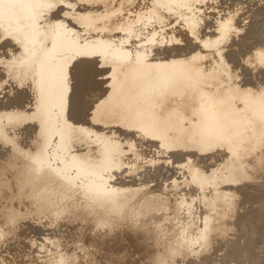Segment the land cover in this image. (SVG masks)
Here are the masks:
<instances>
[{"label":"rangeland","instance_id":"374dc122","mask_svg":"<svg viewBox=\"0 0 264 264\" xmlns=\"http://www.w3.org/2000/svg\"><path fill=\"white\" fill-rule=\"evenodd\" d=\"M69 1H70V4H69L68 0H0V15H2L3 12L6 13V17L4 19H2L0 17V29H1L0 37L4 38V40L6 39L8 42V43H5L6 42L5 41L4 43H2L4 41L3 39H2V41H0V45L5 44V45H3V47H0L1 48L0 51L1 50L3 51V48H4V52L7 51L6 53H3L2 51L0 52V53H2L0 56H2V58H3L2 59L0 57L1 58V60H0V66H1L0 71H1V69H2L1 72H3V73H4V70L6 71L3 74L5 77L4 76L2 77V75H0V88H1L0 91L3 92V94H2V92H0L1 93L0 94V102H1L0 103V109H1L0 111L1 112L3 111L2 113L0 112V114H1L0 115V144H1L0 145V153H1L0 154V157H1L0 158V164H1L0 165V182H1V184H0V216H1L0 217V264H153L151 261V258H150L153 254H156L158 252L164 253V251H165L164 249H166L169 246L172 247L175 244L174 242L183 240V239H181V237H183L185 240V242L182 244V246H185V247L179 246V249H178L179 252H177L178 250L175 251V253L173 255H171V257L166 259V260H168L170 258H175L172 261L174 264H207L209 260H210L209 262H211L209 264H218L220 262L223 264L224 263L225 264H230V263L231 264H237L238 260H240L238 262V264H264V227H263L264 226V218H263L264 217V215H263L264 214V180H263L264 174L260 175L262 177H258L260 174L259 172L253 173L252 170H249V172L252 171L251 173H249V175L251 174L250 175L251 177L249 176L250 179L245 180L246 182L243 181L244 184H242L243 182L236 183V186H234L235 188L234 187L232 188V186L235 184H233L232 186H229L230 184L227 183L229 181L227 179H229V178H227L226 180L223 179L222 181L224 183H221L222 185L219 184L221 182L220 179L217 180V182H216L215 180H211V178H210L211 181H215L214 184L218 183L220 186L217 187V185H216L213 188L212 187L213 185H211L212 183H210V185H209L210 187L208 186V188L205 187V189L199 190L198 188L195 187V185L187 184V183H190V180H189L190 178H189V175L187 174L188 170L182 166L187 164L186 163L187 160H190L192 163L194 158L201 156L198 159L199 161H198L197 167L201 165L200 166L201 168H203L205 166L207 169V166H208L209 171L210 170L214 171L213 169L216 168L215 165L220 164L221 161L220 162L218 161V163L216 161H214L216 163H214L212 161L210 163H212L214 165L212 166V164H211L209 166L210 160H207L205 158L208 157L209 155L215 156L217 154L215 151H214L215 153L210 152L211 154H209V155L199 154L198 156H196L198 154V153H196V155L194 154L195 157L193 156V154L188 155L189 154L188 152H180V151L175 152V151L166 150L164 148H163V151H160V150H162V147L159 146V144H160L159 141L149 140L147 138L148 142H146L147 139L145 140V137L143 138L145 141L143 139H141L143 136L140 135L139 132H133V131H130V130L123 128V127L119 128V130H117V131H115L111 127V129H113V130H111L110 129L111 125H109L108 122H105L106 124L104 123V126L106 125L105 129H104V126L100 129L101 126L94 124L95 129L97 127V130H95L94 127L90 124L91 120H92L91 118L93 117V119H94V117L96 118V116L99 117L101 112H102V109L99 108L97 111L92 110L93 108L95 109V107H93L94 103H92L93 105H91L92 106L91 109H89L91 107L89 104L87 105V107H85L86 104L83 103L85 100L82 97L83 96L82 91L84 90V87H85V86H83L82 83H84V82H82L83 80L78 79L79 77L77 76L79 69L81 67V63H82L81 58H79L80 60L78 59L79 61L77 60V57H79L80 55L75 54V52H73V50H72V52L75 55L72 54L71 50L70 51H68V50L64 51L62 49L63 43L65 42L63 39H65V38L73 39L74 42L76 41L77 44H79V46H84L85 44H87V43L89 44V43L94 42V41H95L94 42L95 45L97 44V41H98V43L100 42L101 44L102 43H104L105 45L108 44L109 47L107 45L106 46L108 47V49L111 48L110 50H107L104 53L95 54L96 55L95 57L97 59L95 62L96 66L94 67L95 69L93 68L95 71L94 77H98L96 71L99 69V67L104 72L107 71V73H104V74H106L107 76L109 75L108 77L111 76L110 75L111 72H114L115 69L117 70V67L119 68L120 72L123 74L124 77L135 75L136 71H134V70H137V73L141 72V71L142 72L145 71L146 73H148V76L150 75L149 77H147V79L149 81L147 79L145 81H148L149 84H148V82H146V84H145V81H144V83L141 82V84H140V82L136 83V84L135 83L131 84V86L135 85L134 86L135 91H139V93L138 92L136 93L134 91V93H136V94L133 93L134 96L131 98V103H134V102L137 103L139 100L138 98H141L140 99L141 101L143 100V102H138V104L144 103V100H146V95H148L147 99L150 100V97H149L150 94L149 93H151V97H152L151 100H154V101L156 99L155 97H159L160 99L168 98L170 91L169 92L167 91L168 94L166 92L165 94L160 95V91L162 92V90H164V89H162V86L164 88L166 86V89H170V87L173 88V86H175L174 83H173V85L171 84L172 81L170 83V80L168 78L170 76V74L167 70H166V72L164 70V74L161 75L163 73V71H161V70H163V69L159 68V67H162V66H159V64H158V63H160V61L155 62V60L157 59V58H155V54L157 52L159 54H162V52H163V56L160 55V58L162 60L168 59L167 62H166V60L162 61V62L170 63L171 61L174 62L175 60L182 61V59H185L186 57L188 59V57H191L190 55L193 56V55H196V53H200L199 51L202 49V47L204 49L203 50L204 54L206 53L205 50L207 49V53L209 52L213 55V57H212V55H210L208 53L209 55H207V57L210 56L213 60H215V62L218 60L220 61V58L222 59V57H220L218 59V56L216 55L217 51L220 50L221 52L220 51H218V52H220V54L222 53L223 59L225 58L226 62H227L226 63L225 60L222 59L223 65L225 66L224 67V66H222V61H221V63H218L219 61L214 63V61L211 62L212 61L211 58H210L211 59L210 60L207 57H205V59L203 57H201V59L203 58L202 60L204 61V63L200 64L201 67H204L206 62L209 61V65L211 64L210 65L211 67L209 66V70L212 68L211 69L212 72L214 70L215 71L217 70L219 72V74H217L218 72H216V73L213 72L215 74V78H216V74L218 75V77H217L218 80H217V78L216 79L215 78L210 79V81H209L210 83L208 82L207 87L202 92L203 95L205 94L204 98H205V96L209 95V93H211L210 86L212 84H215L216 81L218 82L219 80L224 78V76L222 77V74H223L222 72H228L229 71L231 74H234V72L236 70H234L233 68H236L238 66H241L244 71H239L238 68L240 69V67L236 68L240 73L241 72H243V73L240 74L238 71H237V73L235 72L236 75L231 77V82H233L234 80H237L241 83V81H242L243 83H241V84L245 85V86L243 85L244 86L243 88H248V91L257 92L260 90H264V67H263L264 63L261 60H257V59H259L257 57V55H254V57H253L254 59H256V62H254L255 60H252L253 58L251 59L250 57H252L251 55L258 53L257 52L258 50L257 51L254 50V53L251 50L256 49L260 46L259 47V49L261 48L259 50V52H260V51H262V47L264 48V46H263L264 45V36H263V34H264V5L258 4L260 6V8L258 6H256L257 2L259 3V0H255V1L253 0L256 3V5H253V6L247 5V7L250 6L249 8L246 7V3H243L244 0H242V2L240 1L241 2L240 5L238 3L239 0H185V1L184 0H176V1L172 0L173 3H171V4L169 3V5L167 4L164 7L163 6L159 7V5L157 6L156 4H154V0H131V1L130 0H126V1L125 0H110V1L109 0H90V2H89V0H69ZM245 1L247 2V0H245ZM261 1L262 0H260V3L264 2V1H262V2ZM71 2L74 5H72ZM249 2H251L250 4L254 3V2H252V0H249ZM76 3H78V4L75 5ZM150 3H151V5H149ZM176 3H178V4H176ZM152 4H154V5H152ZM186 4H187V6H186ZM242 4L247 9L244 8L242 6ZM123 5L125 8L123 7ZM154 6H156V8H158V9H155ZM183 6H184V9H183ZM255 6L258 7V9ZM148 7H150V8H148ZM152 7H154V8H152ZM167 7L169 10L167 9ZM240 7H242V8H240ZM14 8H16V9H14ZM189 8H191V9H189ZM235 8H237V9H235ZM253 8H254V10L257 9L258 11H254ZM248 9H249V11H248ZM137 10H139V11L137 12ZM142 10H143V12H142ZM150 10H153V12L154 13L156 12V13L153 14V13H151L152 11H150ZM184 10H186V12ZM190 10H192V11H190ZM17 11L19 12V14L17 13ZM140 12H142V13H140ZM192 12H193V14H192ZM200 12H201V14H200ZM243 12H244V14L246 13L247 16H246V14L244 15ZM252 12H253V14H252ZM185 13H186V15H185ZM195 13L197 14V16ZM135 14L137 16H135ZM40 16H42V17H40ZM83 16L88 17L89 20L91 19L90 21L88 19H86V25L87 26L84 24L85 18ZM143 16H144V18H143ZM159 16H160V18L162 17L161 18L162 20L159 18ZM198 16L204 17L205 20L202 17H201L202 19L199 17L200 18V20H199ZM244 16L246 19H243ZM80 17H81V19H80ZM157 17L159 20L157 19ZM232 17H233V19H232ZM145 18H147V19H145ZM181 18L183 20H181ZM187 18H189V19H187ZM247 18L249 20H247ZM31 19H33V20H31ZM110 19H112V20H110ZM116 19H118V20H116ZM129 19H131V20H129ZM195 19L196 20L198 19V21L202 20L201 23L199 22L200 25L202 23H205V24L200 26L198 24V22H196ZM236 19L240 20V21H238V23L240 22L239 25H238ZM177 20H179V21H177ZM192 20H194V22L198 24V25L195 24V26H194L195 30L194 31L198 32L197 28L200 29L199 33H198L199 35H197V36H196V33L193 32V30L192 31L190 30L191 26H193V24L191 22ZM244 20L246 22L248 21V23H250L248 27H252V28H250L251 30H249V28H248V30H249L248 32L252 31V29L255 28L251 33V37L249 36L250 33L246 32L247 31L246 27H245V30H243V31H245L244 33H246V35L245 34L243 35L242 32H241L242 34L240 33V30L242 31V29L244 28V27L243 28L241 27L242 29L240 28L241 24L242 25L244 24V26L248 25V23L246 24L244 22ZM35 21H36V23H35ZM77 21H80V23ZM223 21H225V23H227V22L228 23L225 24ZM47 22L49 23V25L47 24ZM73 22L75 25L72 24ZM81 22H82V24H81ZM132 22H134V23H132ZM242 22H244V23H242ZM114 23L117 25L115 26ZM151 24H152V26H151ZM113 25L116 28H114ZM147 25H149L150 27H148ZM224 25H226V26H224ZM48 26H49V28H48ZM56 26H58V27H56ZM179 26L181 27V29ZM223 26L225 29H223ZM75 27H77V28H75ZM94 27H96L97 30H96V28L94 29ZM201 27H202V30H201ZM235 27H237V28H235ZM107 28H108L109 35L106 34ZM150 28H151V30H150ZM230 28H232V30ZM35 29H37V30H35ZM61 29L65 30L64 36L59 33L61 31ZM92 29H93V31H91ZM110 29H111V31L109 32ZM112 29H114V30H112ZM211 29H212V31H211ZM236 29H239V30H236ZM94 30H96V32ZM152 30H153L154 34H152ZM255 30H258L257 33L255 32ZM53 31H56L55 32L56 37H55V34H53L54 33ZM57 32H58V35H57ZM104 32H105V34H104ZM238 32H239V34H238ZM262 32H263V34H262ZM38 33H42V34H38ZM128 33H129V35H131V34H133V35L129 36ZM253 33H255V34H253ZM121 34H123V35H121ZM193 34H195V40L192 39V42H191V38H194ZM257 34H258V36H260L259 34H262L261 36L263 39L261 37H260V39H262L263 41L259 40V37L257 36ZM41 35H43V37H41ZM171 35L174 37H172ZM62 36H63V38H62ZM122 36H124L123 40L125 42L121 45H123V46L125 45V47H123V49H126L128 52H129V48H130V52L128 53V57L130 59H126L125 63L123 62L124 64L121 63L122 64V67H121V64L119 65L115 62L116 57L111 56L112 55L111 53L114 50V48H116L117 46H120L117 39L119 37L122 39ZM201 36L203 38H201ZM253 36H255V37L252 38ZM169 37H171V38H169ZM187 37H188V39H187ZM1 38H0V40H1ZM10 38H11V40H10ZM57 38H59V40ZM198 38H199V40H198ZM211 38L215 39V40H212ZM246 38H250V40H248L249 42L246 40ZM30 39H34V41L30 42L29 41ZM43 39H44V41H43ZM150 39H152L153 42L156 41L155 42L156 44L153 42L151 43ZM153 39L154 40L156 39V40L154 41ZM177 39H179V41H177ZM216 39L219 41H217ZM243 39H245L246 42L244 41V43H243L242 42ZM51 40L54 41V43ZM181 40H183V41H181ZM204 40H206V42L203 44L202 42ZM251 40H253V43L250 42ZM18 41H19V45L15 44ZM207 41H211V42L215 41L213 43L215 46H213V44H211L214 47V49L212 48V49L208 50L209 47H211V46L205 45L208 43ZM139 42H141V44H139ZM157 42H158V44H157ZM199 42H201V44ZM50 44H52V46ZM145 44H148L149 47H150V45H152L155 48L156 47L157 48L154 50V47L152 48V46H151L149 49L148 47H146L148 45H145ZM126 45H127V47H126ZM163 45H165V46H163ZM178 46H179V48H177ZM196 46H199V48H201V49L199 50L198 47L195 48ZM206 46H209V47H206ZM145 47H146V49L148 48L147 50H150L151 52L147 51L145 49ZM233 47L237 48L238 51H237V49H235ZM239 47L241 49L242 48L243 49L241 50ZM254 47H256V48H254ZM143 48H144V50H142ZM184 48L185 49L188 48L185 50L186 52L184 51ZM229 48H230V50H229ZM153 50H154V53H153ZM243 50H245L246 52L248 51L247 55H245L246 52ZM249 51L251 52V54L249 53ZM140 52L142 54L146 55V57H144V55H142ZM143 52H145V53H143ZM201 52H202V50H201ZM225 52H226V54H225ZM237 52L240 54V56L242 54L246 57L248 56L247 59H246V57L243 58V55H242L241 58H243V59H242V61H240L241 58ZM4 54H6V56ZM150 54H151V56H150ZM201 54H203V52L200 53V55ZM220 54H218V55H220ZM139 55L140 56L142 55L141 57L142 58L144 57V58L143 59L141 57L138 58ZM147 55H149V56H147ZM152 55H153V57H152ZM168 55H170V56H168ZM224 55H226V57ZM184 56H186V57H184ZM236 57H237V59L240 58V60L238 61L236 59ZM147 58H150V59H147ZM248 58L250 59V61H248ZM12 59L13 60L15 59V60L12 61ZM244 59H245V61H243ZM2 60H4V61H2ZM66 60H71L70 61L71 64L73 62L74 63L72 65H70V62H69L68 67L67 66L64 67L63 65H64V62ZM75 60H77V61H75ZM136 60H138L139 63L142 62L144 65L142 63L141 64H142V66H144V68ZM227 60L230 62H228ZM133 61H136L140 65L139 67H137V69L134 67H129V66H128V68H130V69H128V68L123 69L124 68L123 66L129 65L126 63H131ZM13 62H15V63H13ZM182 62H184V60ZM234 62H235V65H233V66H236V67L232 66L233 67L232 68L231 66H229V64L232 65V64H234ZM240 62H242L243 65H245L248 62L246 64L248 67H245L246 65L245 66H242L241 64L239 65ZM12 63H13V65H12ZM148 63L151 66L150 65L148 66ZM154 63H157V64H154ZM53 64L60 65V66L57 65L58 67H56V69H59V72H58V75H57V73H55V76L51 75V73H52L51 70H52L53 66H55ZM98 64H100V65H98ZM112 64H114V65H112ZM116 64H117V66H116ZM213 64H217V65L220 64L219 65V66H221L220 68L223 69V67H224L225 70L223 69L224 71H222L220 69V71H219V67H218V69L217 68L214 69L215 68L214 66H216V65H213ZM259 64H261L262 65L261 67H263V68H261ZM2 65L5 66V68ZM32 65H34L33 67L35 68L36 73L32 72V71H34V68L32 67ZM145 65H147V66H145ZM152 65L153 66L155 65L154 67L156 68V70H155V68H153ZM198 65H199V63H198ZM6 66H7V68H6ZM101 66H102V68H101ZM113 66H114V68H113ZM115 66H116V68H115ZM156 66H158L159 69ZM228 66H229V69L231 67V69H232L231 71L229 69H228V71H226L227 70L226 67H228ZM256 66H258V69ZM16 67H18V68H16ZM39 67L41 68V70L39 72H41L43 74H42V80L38 82L37 70L40 69ZM61 67H63V70L65 69L64 73H63V70H60ZM96 67H98V68H96ZM206 67H208L207 64H206ZM22 68H23V70H22ZM131 68H134L133 71L131 70ZM138 68L140 71H138ZM148 68H150V69H148ZM11 69L13 70V72L11 71ZM112 69H114V70H112ZM153 69L156 72L157 77L159 79L156 78V74H154L155 72H153ZM242 69H240V70H242ZM121 70H123V71H121ZM124 70L128 71V73L126 72V74H125ZM130 70H131V72H130ZM203 70H205V69L201 68L202 73L204 72ZM233 70H234V72H233ZM8 71L9 72L11 71L12 73L11 72L7 73ZM15 71L17 73H15ZM23 71L32 75V77H29L30 75L27 76V74H25ZM60 71H61V73H60ZM157 72L159 73V75ZM206 72H208V70L207 71L205 70L204 73H206ZM21 73L23 74L22 76H21ZM151 73L154 74L155 76H153ZM166 73H168L167 74L168 79L166 78V76H164V75H166ZM5 74L7 75L8 78L6 77ZM8 74H9V76H8ZM11 74H13V78L11 77ZM243 74H245V75H243ZM60 75L62 78L60 77ZM106 75H104V76H106ZM20 76H21V78H24L23 79L24 81L26 79L28 81L32 79L31 80L32 82L31 81L28 82L27 80L25 82H19V81H23L20 78ZM33 76H35V77H33ZM57 76H58V79H53L54 77H57ZM107 76H106V78H107ZM162 76H164V77L161 78ZM1 78H3V79L1 80ZM18 78H20V79H18ZM152 78H153V81H155V83L158 84L157 86L154 85L155 83L153 81H152V85H151L150 81L152 80ZM154 78H156V80L157 79L158 80L163 79L164 81L162 80L160 82L157 80L159 82L158 83ZM192 78L190 77L189 80L191 79L193 81V80H195L194 78H196V80L193 82L187 81L190 83V84L188 83V85H190V86L196 85L200 80H202L201 79L202 76L201 77L197 76V77H192ZM241 78H243V79L240 81ZM17 79H18V81H17ZM97 79H100V76L96 79L94 78V81L95 82L98 81ZM165 79L167 81L168 80L169 81H168V83L163 84V82H167ZM7 80L8 81L11 80V81H13V83H11V81H10L8 84ZM61 80H62V82H61ZM15 82H17V83L14 86L13 84ZM26 82H28V84ZM204 82H207V81H204ZM239 82H237V84H239ZM19 83H21V84H19ZM29 83H30V85H29ZM32 83H34V84H32ZM38 83H39V85H38ZM142 83L144 84L145 87H143ZM199 83H198V87H201V86L204 87V83L202 85V81L200 83L201 86L199 85ZM234 83H236V81H234ZM10 84L12 85L11 88H10V86H11ZM24 84H26L25 87H23ZM31 84H32V86H31ZM27 85H29V86H27ZM149 85H150V87H148ZM153 85L156 87H154ZM100 86L101 85H99L97 87L98 92L101 90L102 86L101 87ZM158 86H160V87H158ZM7 87H8V90H7ZM27 87H28V89H27ZM36 87H37V89H36ZM79 87H81L82 91L80 90ZM82 87H83V89H82ZM136 87H138L137 90H136ZM140 87H142V89H140ZM208 87H209V89H208ZM22 88H24V90ZM3 89H5V90H3ZM10 89L11 90L13 89V92L14 93L16 92L17 95L13 94V92L11 93L12 95L8 94L9 92H11ZM104 89L105 90H103V87H102L101 92L104 91L103 94L106 93L105 91L108 90L107 88H105V86H104ZM143 89L144 90L145 89H147V90L153 89V91L156 89V92H153V91L150 92L147 90H146L147 91L146 92ZM207 89H208V91L209 90L210 91L208 93H205L204 91L206 90V92H207ZM22 90H23V93L21 92ZM131 90H133V89H131ZM142 90H143V92H146L145 93L146 95L142 92ZM97 91L95 92L96 94L94 93L96 96L93 94V92H94L93 89H92V91L89 92L90 94L92 93L94 95L93 96L91 94L92 95V96L90 95L91 98H93V97L97 98V95H98V97L102 96V93L100 92L101 93V95H100V94H98ZM19 92L22 94L20 95ZM152 94H153V96H152ZM203 95H200V98L202 97V99H203ZM15 96H16V98H15ZM87 96L90 97L89 94H87ZM19 97H21V98H19ZM28 97L31 99L29 100ZM142 97H143V99H142ZM61 98H63V99L61 100ZM82 98H83V102L81 103L80 101H82ZM55 99H57L60 103H57L58 105L56 104V105L48 108V104L55 102ZM16 100H17V102H16ZM128 100H127V102L130 103V100L129 101ZM93 101L96 102L97 100L93 99ZM41 102H43V104ZM85 102H87V101H85ZM110 102H111V100H110ZM17 104H19V105H17ZM112 104H114V107H116V105H115L116 102H114ZM26 105H28V106H26ZM127 105H124V106H127ZM14 106H16V108ZM24 106H26V107H24ZM124 106H122V107H124ZM11 107H13V109L14 108L16 109V110L14 109L15 112H13L14 110H12ZM45 107H46V109H45ZM5 109H8L9 111L8 110L6 111ZM10 109H11V111H10ZM81 109L83 110V113H82ZM41 110L42 111L44 110V111L42 112ZM78 110H79V112L81 110V112L76 113V111H78ZM16 113H18L17 114L18 116L16 115ZM41 113H43V114H41ZM73 113L75 114L76 117L74 116ZM78 113L81 114L82 116H80ZM90 113H92V114H90ZM40 114L42 115V117H44V119H42V120L40 119V117H41ZM77 115H78V118H77ZM37 116H38V118H37ZM163 117L164 116L159 118V122H157V124L158 123L160 124V122H161L160 120H162V121L164 120L165 117L164 118ZM80 118L84 119V120L82 121ZM39 119L42 122L39 121ZM73 119H74V121H73ZM76 119L81 120V121H79L80 125H82L86 119L88 121L86 120L87 122L85 121V124H83L81 127L80 125H77L78 122H76L77 121ZM72 121H73V123H72ZM75 122H76V124H75ZM39 123H40V127L42 126L41 127L42 131H41L40 127H38ZM86 123H88L90 126L93 127V129H92V130H94L93 132H91L92 130H91V127L89 125L87 127ZM23 124H25L24 127L22 126ZM75 125H77L78 127L76 128ZM107 126L109 128H106ZM25 127H27V128H25ZM37 127L39 128L38 130H36ZM23 128L25 131L23 130ZM74 128H75V130H74ZM78 128H79V130H78ZM88 128H90V129L88 130ZM13 129H15L16 131H13ZM34 130H36L38 133H41L42 135L37 134L36 131H34ZM108 130H111V131H108ZM4 131H6V132L4 133ZM9 131L13 132L14 134L13 133L10 134ZM95 131H96V133H94ZM32 132H33V134H30ZM65 132H66V134H65ZM98 132H100V134H101V132H103V134L105 133V135L107 134V132L108 133L109 132H111V133L115 132L114 133L115 136L113 135L115 137L114 139L119 141L120 143H122L121 144L122 150L116 156L117 159H114L107 167H103L102 170H100V171L98 170V171L94 172L95 168L97 167V164L93 163L92 161L82 160L80 156L83 154L92 153L93 146H96V145L94 143H90V142H93L94 140L96 141V138L101 136ZM95 134H96V136H94ZM109 134H107L106 136H109ZM28 135H30L31 137L33 135V137H32L33 139L29 138L30 136H28ZM63 135L67 136V138H70V139H67L65 137V140H66L65 141L63 139L64 138ZM137 135H139V137H137ZM25 136H26V139H25ZM62 136H63V138H62ZM85 136H87V138H89V140H90L88 145L86 142H82L80 140V138H83ZM104 137L105 136L103 135V136H101V139H100V137L97 139L102 140V138H104ZM18 138H20V139H18ZM127 138H129V140H130L129 142H131V144H132L133 148L131 150H128L129 147L125 146V144H124V141ZM62 139L66 143L62 142L61 141ZM67 140H69L68 143H67ZM73 140L76 142L74 143ZM121 140H123V141H121ZM24 143H25V145H24ZM28 143H29V145H28ZM145 143H147L148 145ZM62 144L63 145L67 144V145H65L67 147L69 146L68 148L65 147L68 153H66V150ZM76 145H77V148H76ZM61 146L64 149H61L62 148ZM28 147H30V149ZM42 147L45 151V157H47V159H48V163H46V164L43 162H42L43 164L40 163L39 159H37V158H39V156H41V153L38 150H40ZM159 147H160V150H159ZM33 149H34V151H33ZM136 149H138V150L136 151ZM155 149H156V151H155ZM64 150H65V152L63 153ZM4 151H6V152H4ZM7 151L9 152V154ZM61 151L63 154L61 153ZM216 151L218 152V150H216ZM146 152H148V153L145 154ZM4 153L6 156L4 155ZM34 153H36L35 156H32ZM172 153H174L175 155H173V158H172L173 162L171 165L170 160H171V154ZM212 153H214V154H212ZM7 155L9 157H7ZM132 155H134V156H132ZM135 155H137V157H135ZM5 157H6V159H5ZM157 157L158 158L160 157V158L158 159ZM19 158H20V160H18ZM63 158H65V159H63ZM3 159H5V161ZM23 159L25 162L23 161ZM134 159H135V161H133V163H134L133 164L132 160H134ZM6 160H7V162H6ZM16 160L19 162L17 163ZM2 161H3L4 165H3ZM125 161H126V164H125ZM127 162L129 163L128 165H127ZM151 162H154L155 164H153ZM195 162L196 161H194L193 163L196 164ZM130 163H132V164H130ZM161 163L164 165H162ZM203 163H205V164H203ZM7 164H9V167ZM137 164H138V166H137ZM169 164L171 166H169ZM49 165H51V167H52V172L47 173V174H43V172H42L43 167L46 168ZM202 165H203V167H202ZM12 167H14L16 170ZM200 167H198V168H200ZM205 167L203 168L204 172H206L208 170V169L206 170ZM201 168L199 170L203 171V169H201ZM10 169L13 170V172ZM30 169L32 171H30ZM35 169H36V171H35ZM14 170H15V172H14ZM209 171L206 174H209ZM183 173H185V174H183ZM256 173L257 174L259 173V174L257 175ZM255 174H256V176H255ZM31 175L34 176V180L31 178ZM45 175L46 176L48 175V177H46ZM158 175H159V177H158ZM29 176L32 180L31 182H30ZM177 176L178 177L180 176L179 177L180 179ZM254 176H255V179L258 178L260 180V182H259V180H257V181L254 180ZM44 177H46V178H44ZM212 179H214V178H212ZM261 179L263 180L262 182H261ZM16 180H17V182H16ZM38 180L39 181L41 180L42 182L46 181V183H44V184H47V185L50 183H53V181H57L58 183L54 186V187H56L55 193L61 194L62 191H65L66 189H67L68 194H71L70 191L71 192L73 191L71 194V197L73 196L72 201H70V200L61 201V200H58L57 196H50L53 200L52 205L47 206V204H43V203L39 202L37 200V198L39 197L38 199H41L44 197V195L47 196L46 194L47 193L49 194V191H45V189H44L45 192L40 193L39 191H41L42 189H39L38 186L41 187V185H39L41 182H39ZM173 181H174V183L172 184ZM249 181L251 182L250 184L248 183ZM12 182H14V183H12ZM18 182H20V183H18ZM64 182H66V184ZM70 182H71V184H70ZM253 182H254V184H252ZM61 183H64L65 186L68 185L67 187H70V186H71V188L73 187V190L70 188H69L70 190H68V188L65 186L63 187ZM19 184H22L21 187ZM36 184H38V185H36ZM60 184H61V186H60ZM13 185L15 186V188ZM34 185L36 186V188H34L35 187ZM47 185H44V186H47ZM173 185H176V186H173ZM226 185L228 186L227 188H225ZM99 186L101 188L111 192V193L115 192L118 199L121 197H124L126 194H128L131 191H134L135 189L141 190V189L146 188V186H148L147 190L150 191V193H149L150 195H153V193L155 192L154 193L155 195H160L162 197H165L166 199L168 198V200L170 202H174L176 200L179 201V199L183 196L184 198L182 197L181 200H184V202L182 201L183 204L181 202V204H182V206H181V204L179 203L180 201L178 203L176 201L177 206L180 205V207H181V208L178 207L180 210L178 209L177 215H175V216L172 215L171 217H169L170 213H167L166 212L167 210L165 211V210L161 209L162 212L158 213V215H160V216H158L157 214H153V215L149 216L143 223H141V222L134 223V222L129 221L128 224L125 222L120 224L119 221L123 222V221L119 220L120 218L119 219L112 218L111 216L106 215V213L100 211L97 208H88L87 210H85L82 213L83 215L82 214H80V215L74 214L73 215V213H74L73 210L75 209L74 207L83 208L85 203L88 202V198L86 197V195H87V192L89 193V189H94L95 187H99ZM248 186L250 188H248V190H247L246 187H248ZM59 187H61V188H59ZM173 187L176 189H173ZM244 187H245V191H244ZM34 189H36L37 191ZM197 189H198V191H197ZM217 189H221L222 191L228 192L231 195L230 197L228 195V197L230 199L229 198L227 200L221 199V200H219L220 202L218 201V203H216V205H215V206H218L219 204L222 205V204L226 203V206L228 205L227 206L228 208H229V206L232 205L231 215L230 216L228 215V214H230V212H228V214H227L229 216L227 219L228 225L224 226L225 228L222 227V225H221L222 221L221 220H219L220 221L219 224H216L218 219H220L219 218L220 217L219 212L221 210L220 205L217 208L215 206H212L209 209V207H206L203 205V204H205V203H203L204 201L201 202L202 196L203 197L209 196L212 194V192H214ZM32 190H33V192L36 191V193H37V195H35L36 199L33 196H31V194H33ZM229 190H230V192H229ZM186 192L188 193V195ZM241 192L242 193L244 192V194H242ZM38 193H40V194H38ZM63 193H65V192H63ZM178 197H180V198H178ZM29 198H31V200ZM136 199H137V197L134 198L133 201L135 202ZM133 201L128 202V205L131 204L130 206L134 207ZM221 201H223V202H221ZM58 204H59V206H58ZM226 210H228V209H226ZM260 210H261V212H260ZM87 214H90V216ZM261 214L263 216H261ZM102 215H106V217L103 219L104 221L101 220L104 224L102 223L100 225L98 220H97V217L102 216ZM87 216H89L90 219ZM242 216H244V217H242ZM251 216L253 219L250 218ZM256 216H258V217H256ZM91 217H94V218H91ZM158 217H159V219H158ZM167 217H169V221L165 220V218H167ZM87 218L89 219V221ZM151 218H152V221H151L152 223L156 222V220L159 221V224H160L159 230H157V231H156V229L152 230V228L150 227V229H148L150 232L148 234H145L143 232V227L144 226L149 227L147 222L150 221ZM205 220H208V221L215 223L216 226L221 225L220 227L224 228V230H225L224 236L223 237H213L212 239H210V242H209V239H207V238H203V240L200 239L199 245L197 244V242H196V245L195 244H186V242H189V239H192V238L195 239L196 238L195 236H197L201 232L205 231V225H204ZM247 221H248V223H247ZM222 224H224V223L222 222ZM226 228H227V231H226ZM162 230H163V233H161V235H160L161 237L158 238L157 234L159 232H161ZM186 238H188V239H186ZM14 239L16 242L13 241ZM20 240L22 242H20ZM207 242H208V244H207ZM206 245H207V247H206ZM252 245L255 247H252ZM200 246H202L203 249H208L205 253H203L201 255H199V252H198L202 248ZM243 246H244V250H242ZM245 246L249 249L246 248L247 249L246 250ZM10 247L12 249H9ZM250 247H251V249H250ZM15 248H16V250H14ZM192 249H194V252ZM235 252L237 254H239V253L240 254L237 255ZM181 254L182 255L185 254V255L181 256ZM174 255H176V257ZM231 255H233V256H231ZM235 255L237 256L236 258H235ZM241 255H242V258H241ZM224 256H226V257H224ZM239 256H240V258H239ZM245 256H246V258H245ZM256 257L258 259H256ZM231 258H233V259L231 260ZM247 258L250 260H247ZM234 260L236 262H234ZM241 260H242V262H241Z\"/></svg>","mask_w":264,"mask_h":264},{"label":"bare ground","instance_id":"6f19581e","mask_svg":"<svg viewBox=\"0 0 264 264\" xmlns=\"http://www.w3.org/2000/svg\"><path fill=\"white\" fill-rule=\"evenodd\" d=\"M110 1V0H109ZM126 1V0H125ZM131 1V0H130ZM176 1V0H175ZM185 1V0H184ZM242 2V0H239L238 1V3H239V5H240V3ZM255 1V0H254ZM253 0H252V2H254ZM262 1H264V0H262ZM261 1V2H262ZM66 2V1H65ZM68 2H69V4H70V1L68 0ZM73 2V1H72ZM71 2V4L72 5H74L73 3ZM78 2V1H77ZM82 2V1H81ZM89 2H90V0H89ZM146 2V1H145ZM152 2V1H151ZM209 2V1H208ZM257 2V1H256ZM129 3V2H128ZM169 3L171 4V3H173L172 2V0H154V4H156L157 6L159 5V7H161V6H166L167 4L169 5ZM243 3H246V7H247V5H256V3L254 2V3H252V4H250L251 2H249V0H247V2L244 0V2ZM248 3V4H247ZM32 4V3H31ZM78 3H76L75 5H77ZM82 4V3H81ZM135 4V3H134ZM142 4V3H141ZM154 4H152V5H154ZM176 4H178V3H176ZM264 5V2H262V3H260V0H259V3L257 2V5L256 6H258L259 8H260V6L259 5ZM71 5V6H72ZM128 5V4H127ZM140 5V4H139ZM143 5V4H142ZM149 5H151V3L149 4ZM181 5V4H180ZM189 5V4H188ZM64 6V5H63ZM79 6V5H78ZM138 6V5H137ZM174 6V5H173ZM185 6V5H184ZM184 6H183V9H184ZM186 6H187V4H186ZM242 6H243V4H242ZM255 6V7H256ZM74 7V6H73ZM113 7V6H112ZM120 7V6H119ZM123 7H124V5H123ZM155 7V9H158V8H156V6H154ZM154 7H152V8H154ZM169 7V6H168ZM168 7H167V9H168ZM244 7V6H243ZM246 7H244V8H246ZM250 6H248L247 8H249ZM254 7V8H255ZM258 7H256L257 9H258ZM125 8V7H124ZM148 8H150V7H148ZM234 8V7H233ZM240 8H242V7H240ZM246 8V9H247ZM254 8H253V10H254ZM14 9H16V8H14ZM63 9V8H62ZM92 9V8H91ZM130 9V8H129ZM163 9V8H162ZM189 9H191V8H189ZM235 9H237V8H235ZM254 10V11H258V10ZM18 10V9H17ZM70 10V9H69ZM122 10V9H121ZM149 10V9H148ZM169 10V9H168ZM196 10V9H195ZM118 11V10H117ZM124 11V10H123ZM139 10H137V12H138ZM150 11H152L151 13H153V14H155L154 12H153V10H150ZM149 11V12H150ZM159 11V10H158ZM161 11V10H160ZM165 11V10H164ZM163 11V12H164ZM171 11V10H170ZM182 11V10H181ZM185 12H186V10H184ZM189 11V10H188ZM187 11V12H188ZM190 11H192V10H190ZM248 11H249V9H248ZM247 11V12H248ZM253 11V12H254ZM132 12V11H131ZM142 12H143V10H142ZM142 12H140V13H142ZM253 12H252V14H253ZM17 13L19 14V12L17 11ZM130 13V12H129ZM168 13V12H167ZM189 13V12H188ZM198 13V12H197ZM242 13V12H241ZM250 13V12H249ZM257 13V12H256ZM46 14V13H45ZM50 14V13H49ZM67 14V13H66ZM133 14V13H132ZM137 14V13H136ZM135 14V16H137ZM161 14V13H160ZM166 14V13H165ZM178 14V13H177ZM192 14H193V12H192ZM196 14V13H195ZM200 14H201V12H200ZM199 14V15H200ZM243 14H244V12H243ZM246 14V13H245ZM244 14V15H245ZM251 14V15H252ZM143 15V14H142ZM145 15V14H144ZM180 15V14H179ZM183 15V14H182ZM185 15H186V13H185ZM189 15V14H188ZM249 15V14H248ZM250 15V16H251ZM259 15V14H258ZM134 16V15H133ZM150 16V15H149ZM148 16V17H149ZM161 16V15H160ZM160 16H159V18H160ZM163 16V15H162ZM196 16H197V14H196ZM246 16H247V14H246ZM249 16V17H250ZM0 17L2 18V19H4L5 17H6V13L5 12H3L2 13V15H0ZM40 17H42V16H40ZM44 17V16H43ZM84 17V16H83ZM82 17V18H83ZM146 17V16H145ZM170 17V16H169ZM180 17V16H179ZM193 17V16H192ZM201 18L202 16H198V18ZM226 17V16H225ZM85 18V25H86V19H88L89 20V18L88 17H84ZM127 18V17H126ZM138 18V17H137ZM142 18V17H141ZM143 18H144V16H143ZM162 18V17H161ZM160 18V19H161ZM183 18V17H182ZM181 18V20H183ZM195 18V17H194ZM200 18H199V20H200ZM204 20H205V18L204 17H202ZM201 18V19H202ZM243 18V17H242ZM34 19V18H33ZM33 19H31V20H33ZM37 19V18H36ZM48 19V18H47ZM80 19H81V17H80ZM132 19V18H131ZM131 19H129V20H131ZM134 19V18H133ZM145 19H147V18H145ZM153 19V18H152ZM151 19V20H152ZM157 19H158V17H157ZM187 19H189V18H187ZM192 19V18H191ZM232 19H233V17H232ZM241 19V18H240ZM243 19H246L245 18V16H244V18ZM91 20V19H90ZM89 20V21H90ZM104 20V19H103ZM110 20H112V19H110ZM116 20H118V19H116ZM138 20V19H137ZM159 20V19H158ZM162 20V19H161ZM196 20V19H195ZM224 20V19H223ZM237 20V19H236ZM247 20H249L248 18H247ZM61 21V20H60ZM81 21V20H80ZM80 21H77V22H79L80 23ZM83 21V22H84ZM154 21V20H153ZM177 21H179V20H177ZM221 21V20H220ZM226 21V20H225ZM225 21H223L224 23H225ZM238 21H240L239 19L237 20V23H238ZM243 21V20H242ZM34 22V21H33ZM156 22V21H155ZM160 22V21H159ZM162 22V21H161ZM185 22V21H184ZM189 22V21H188ZM192 22V24H193V26H191V28H190V30L192 31L193 30V32H195L194 30H195V28H194V26H195V24L196 25H200V23L202 22V20L201 21H198V19L196 20V22H198V24L197 23H195L194 22V20H192L191 21ZM200 22V23H199ZM233 22V21H232ZM236 22V21H235ZM244 22L247 24L248 23V21L246 22L245 20H244ZM244 22H242V23H244ZM35 23H36V21H35ZM34 23V24H35ZM88 23V22H87ZM91 23V22H90ZM118 23V22H117ZM122 23V22H121ZM128 23V22H127ZM132 23H134V22H132ZM139 23V22H138ZM151 23V22H150ZM223 23V24H224ZM228 23V22H227ZM227 23H225V24H227ZM240 23V22H239ZM239 23H238V25H239ZM47 24L49 25V23L47 22ZM51 24V23H50ZM54 24V23H53ZM72 24H74V22L72 23ZM71 24V25H72ZM81 24H82V22H81ZM115 24V23H114ZM120 24V23H119ZM118 24V25H119ZM160 24V23H159ZM184 24V23H183ZM205 23H202L201 25H204ZM232 24V23H231ZM249 24L250 23H248V25H246V26H244V24L242 25L241 24V26H240V28L242 27H244L243 29H242V31L240 30V33L242 32L243 33V35L245 34L246 35V33H244L245 31H243V30H245V27H246V32H248L249 30H251L250 28H252V27H248L249 26ZM39 25V24H38ZM75 25V24H74ZM107 25V24H106ZM117 24H115V26H116ZM150 25V24H149ZM149 25H147L148 27H150ZM200 25V26H201ZM53 26V25H52ZM87 26V25H86ZM89 26V25H88ZM110 26V25H109ZM151 26H152V24H151ZM173 26V25H172ZM184 26V25H183ZM199 26V27H200ZM207 26V25H206ZM209 26V25H208ZM212 26V25H211ZM220 26V25H219ZM224 26H226V25H224ZM224 26H223V29H225L224 28ZM56 27H58V26H56ZM74 27V26H73ZM108 27V26H107ZM113 27H114V25H113ZM112 27V28H113ZM118 27V26H117ZM180 27V26H179ZM198 27V26H197ZM203 27V26H202ZM202 27H201V30H202ZM222 27V26H221ZM228 27V26H227ZM230 27V26H229ZM238 27V26H237ZM237 27H235V28H237ZM48 28H49V26H48ZM75 28H77V27H75ZM90 28V27H89ZM96 27H94V29H95ZM114 28H116V27H114ZM138 28V27H137ZM174 28V27H173ZM239 28V29H240ZM248 28H249V30H248ZM46 29V28H45ZM91 29V28H90ZM140 29V28H139ZM180 29H181V27H180ZM209 29V28H208ZM221 29V28H220ZM231 30H232V28H230ZM239 29H236V30H239ZM255 28H253L252 29V31L254 30ZM35 30H37V29H35ZM58 30V29H57ZM96 30H97V28H96ZM96 30H94L95 32H96ZM112 30H114V29H112ZM132 30V29H131ZM150 30H151V28H150ZM161 30V29H160ZM174 30V29H173ZM199 28H197V31L198 32H195L196 33V36L197 35H199L198 33H199ZM218 30V29H217ZM227 30V29H226ZM0 31H1V29H0ZM3 31V30H2ZM89 31V30H88ZM91 31H93V29L91 30ZM111 31V29L109 30V32ZM184 31V30H183ZM211 31H212V29H211ZM235 31V30H234ZM252 31H250V32H248V33H250V37H251V33H252ZM257 31L258 30H255V32L257 33ZM261 31V30H260ZM263 31V30H262ZM46 32V31H45ZM54 32V33H53ZM52 33L53 34H55V32L56 31H53ZM121 32V31H120ZM126 32V31H125ZM135 32V31H134ZM150 32V31H149ZM179 32V31H178ZM201 32V31H200ZM203 32V31H202ZM207 32V31H206ZM210 32V31H209ZM224 32V31H223ZM237 32V31H236ZM61 35H63L64 36V33H65V30H63V29H61V31L59 32ZM93 33V32H92ZM147 33V32H146ZM160 33V32H159ZM188 33V32H187ZM192 33V32H191ZM241 33V34H242ZM259 33V32H258ZM38 34H42V33H38ZM44 34V33H43ZM76 34V33H75ZM102 34V33H101ZM104 34H105V32H104ZM106 34H108L109 35V33H108V28H107V31H106ZM127 34V33H126ZM145 34V33H144ZM152 34H154L153 33V30H152ZM151 34V35H152ZM165 34V33H164ZM184 34V33H183ZM207 34V33H206ZM237 34V33H236ZM238 34H239V32H238ZM253 34H255V33H253ZM252 34V35H253ZM262 34H263V32H262ZM262 34H259L260 36H258V34H257V36L259 37V40H262L263 38H262ZM2 35V34H1ZM6 35V34H5ZM46 35V34H45ZM57 35H58V32H57ZM94 35V34H93ZM99 35V34H98ZM121 35H123V34H121ZM128 35H129V33H128ZM127 35V36H128ZM133 34H131V35H129V36H132ZM135 35V34H134ZM150 35V34H149ZM174 35V34H173ZM194 35V38H191V42H192V39L193 40H195V34H193ZM203 35V34H202ZM60 36V35H59ZM58 36V37H59ZM63 36H62V38H63ZM80 36V35H79ZM119 36V35H118ZM125 36V35H124ZM124 36H122V39L119 37L118 39H117V41L119 42V45L120 46H117L116 48H114V50L112 51V55L111 56H114V57H116V63L117 64H121V63H125V61H126V59H130L129 57H128V53L130 52V48H129V52L126 50V49H123V47H125V45L123 46V45H121V44H123L125 41L123 40V37ZM172 36V35H171ZM186 36V35H185ZM218 36V35H217ZM256 36V37H257ZM263 36H264V34H263ZM10 37V36H9ZM38 37V36H37ZM41 37H43V35H41ZM52 37V36H51ZM50 37V38H51ZM54 37V36H53ZM55 37H56V34H55ZM76 37V36H75ZM84 37V36H83ZM103 37V36H102ZM159 37V36H158ZM172 37H174V36H172ZM192 37V36H191ZM205 37V36H204ZM255 36H253L252 38H254ZM260 37L262 38V39H260ZM1 38V37H0ZM60 38V37H59ZM59 38H57L58 40H59ZM61 38V39H62ZM94 38V37H93ZM129 38V37H128ZM169 38H171V37H169ZM181 38V37H180ZM179 38V39H180ZM201 38H203L202 36H201ZM206 38V37H205ZM204 38V39H205ZM2 39L4 40V38H1V40L0 41H2ZM46 39V38H45ZM67 38H65V39H63L64 41V43H63V50L65 51V50H68V51H70L71 50V52H72V50H73V52H75V54H78V55H80L79 57H77V60L79 59V58H81V61H82V63H81V67H80V69H79V72H78V74H77V76L79 77L78 79H80V80H83L82 82H84V83H82L83 84V86H85L84 87V90L82 91L81 90V87H79L80 88V90L82 91V97L84 98V100L85 101H87V102H83V98H82V101H80L81 103L83 102V103H85L86 104V106L85 107H87V105L89 104L90 106L91 105H93L92 103H94V105H93V107H95V109L93 108L92 110H94V111H97L99 108H101L102 109V112H101V114H100V116L99 117H97L96 116V118L94 117V119H93V117L91 118L92 120H91V125L94 127V129H95V125L97 124L98 126H101L100 127V129L104 126V123L105 122H108L109 123V125H111L110 126V129H111V127L115 130V131H117V130H119V128H121V127H123V128H126V129H128V130H130V131H133V132H139V134L140 135H142L143 137L141 138V139H143L144 137H145V140L148 138L149 140H155V141H159V146L160 147H162V150H160V147H159V150L160 151H163V148L164 149H166V150H170V151H180V152H188L189 154L188 155H191V154H193V156H194V154L196 155V153H198L196 156H198L199 154H206V155H209V154H211L210 152H216L217 154L214 156V155H209L208 157H206L205 159H207V160H210L209 161V163L210 162H214V161H216L217 163H218V161L220 162L221 161V163L220 164H217V165H215L216 166V168L215 169H213L214 171H212V170H210L209 171V168H208V166H207V169H206V167H205V169L207 170L206 172H204V167H203V165H202V167L203 168H201L200 166H198V167H200L201 169H203V171H201V170H199L200 168H198L197 167V165H198V159L201 157H197V158H194V160L192 161V163L194 162V161H196L195 163L196 164H192L191 163V161L190 160H187L186 161V163L187 164H185L184 166H182V167H184V168H186L187 170H188V175H189V180H190V183H187V184H193V185H195V187L196 188H198L199 190H203V189H205V187L206 188H208V186L210 185V183H212L211 185H213L212 187L214 188L216 185H217V187L218 186H220V185H222L221 183H224L222 180L223 179H227V178H229V179H227V180H229L227 183H229L230 185L229 186H232L233 184H235V185H233L232 186V188L234 187V186H236V183H238V182H246L245 180H248V179H250L249 178V176L251 175H249V173H251L252 171H253V173H255V172H259L258 174H259V176L258 177H262V176H260L261 174L263 175L264 174V90H260V91H257V92H253V91H248V88H243L245 85L244 84H241V83H243L241 80L243 79V78H241L240 79V81H241V83L239 82V81H237V80H234V81H236V83H234V81L233 82H231V77H233L234 75H236L235 74V72L237 73V71L239 70V71H244L243 69H242V67L241 66H238V67H240V69H242V70H240L238 67H236V66H233V65H235V62H234V64H232V65H230L229 64V66H233V67H236V68H238V70L236 69V68H233L234 70H236L235 72H234V70H233V72H234V74H231L229 71H228V69H229V66L228 67H226V71H228V72H222V71H224L225 69H224V65H223V60H225V62H226V59L224 58L223 59V55H222V53L220 54V50H218V51H220V52H218L217 51V56H218V59L220 58V57H222V59L220 58V61L218 62V61H216V62H218V63H221V61H222V66H224L223 67V69H221L220 67L221 66H219L220 64H213V65H216V66H214L215 68L214 69H218V67H219V71H220V69L222 70L221 72L223 73L222 74V77L224 76V78L223 79H221V80H219L218 82L216 81V83L215 84H212L211 86H210V89H211V93H209V95H207V96H205V98H204V95H203V90L207 87V85H208V82L210 81V79H214L215 78V74L214 73H216V72H218L217 70L215 71L214 69V73L211 71V69L209 70V66L211 65H209V61L208 62H206V64L208 65V67H206V64H205V66L204 67H201V63H204V61L202 60L203 58L205 59V57H207V55H212L211 53H207V49L205 50L206 51V55L204 54V49H203V47H202V49L201 48H199V46H196L195 48H197L198 47V49L200 50H202V52H203V54L205 55H203V54H201L200 55V53H202L201 52V50L199 51L200 53H196V55H190L191 57H188V59H187V57L186 56H184V57H186L185 59H182V61L184 60V62H182V61H180L179 59V61H177V60H173L174 62H170V63H165V62H162V61H165V60H162L161 58H160V55H162L163 56V52H162V54H159L158 52L155 54V58H157L156 60H155V62L156 61H160V63H158L159 64V66H162V67H159L160 69L162 68L163 70H161V71H163V73L161 74V75H163L164 74V70H165V72H166V70L169 72V74H170V76L168 77L169 78V80H170V83H171V81H172V85H173V83L175 84V86H173V88H171L170 87V89H166V86H165V88L162 86V89H164V90H162V92L160 91V95L161 94H165L167 91L169 92V95H168V98H162V99H160L159 97H155L156 99H155V101L154 100H151L152 99V97H151V93H149L150 95H149V97H150V100L149 99H147V96L148 95H146L145 93L147 92V91H153V89L151 90V89H143L144 91H146V92H143V90H142V92L146 95V100H144V103H139L138 104V102H143V100L141 101L140 99L141 98H138L139 100H138V102L136 103V102H134V103H131V98L134 96L133 95V93H134V86L132 87L131 86V84H133V83H139L140 82V84H141V82H143L144 83V81L147 79V77H149L148 76V73H146L145 71H141V72H138L137 73V70H134V71H136L135 72V75H133V76H127V77H124L123 76V74L120 72V70H119V68L117 67V70L115 69H112V70H114V72H111V76L110 77H108L106 74H104V73H107V71L106 72H104L103 70H101L100 69V67H99V69L101 70H97L96 71V73H97V76L99 77L100 76V79H97L98 81H94V78L96 79V78H98V77H94V67L96 66L95 65V62H96V55L95 54H99V53H104L105 51H107V50H110V49H108V44H104V43H98V41H97V44L95 45V41L94 42H91V43H87V44H85L84 46H79V44H77V42L75 41L74 42V40L73 39H67ZM76 39V38H75ZM109 39V38H108ZM113 39V38H112ZM111 39V40H112ZM175 39V38H174ZM179 39H177V41H179ZM187 39H188V37H187ZM208 39V38H207ZM212 39V38H211ZM210 39V40H211ZM228 39V38H227ZM242 39V38H241ZM10 40H11V38H10ZM15 40V39H14ZM23 40V39H22ZM37 40V39H36ZM53 40V39H52ZM51 40V41H52ZM55 40V39H54ZM99 40V39H98ZM114 40V39H113ZM134 40V39H133ZM151 40V43L153 42L152 41V39H150ZM154 40V39H153ZM156 40V39H155ZM154 40V41H155ZM198 40H199V38H198ZM197 40V41H198ZM212 40H215V39H212ZM211 40V41H212ZM217 40V39H216ZM225 40V39H224ZM223 40V41H224ZM246 40L248 41V40H250V38H246ZM246 40L245 39H243L242 40V42L244 43V41L246 42ZM254 40V39H253ZM253 40H251L250 42L251 43H253ZM6 41V42H5ZM30 42H32V41H34V39H30L29 40ZM43 41H44V39H43ZM88 41V40H87ZM137 41V40H136ZM139 41V40H138ZM173 41V40H172ZM181 41H183V40H181ZM211 41H207L208 43L207 44H205V45H209V46H211V47H209V46H206V47H209V49L208 50H210V49H214V47L213 46H215L213 43L215 42V41H213V42H211ZM217 41H219V40H217ZM255 41V40H254ZM263 41V40H262ZM8 43L7 42V40L5 39L2 43ZM14 42V41H13ZM22 42V41H21ZM41 42V41H40ZM50 42V41H49ZM48 42V43H49ZM53 43H54V41H52ZM156 42V41H155ZM155 42H153V43H155ZM175 42V41H174ZM202 42V41H201ZM201 42H199L200 44H201ZM206 42V40H204L202 43L204 44ZM249 42V41H248ZM146 43V42H145ZM149 43V42H148ZM150 43V44H151ZM177 43V42H176ZM189 43V42H188ZM195 43V42H194ZM218 43V42H217ZM216 43V44H217ZM15 44H18L19 45V41L17 42V43H15ZM41 44V43H40ZM118 44V43H117ZM139 44H141V42H139ZM156 44V43H155ZM157 44H158V42H157ZM161 44V43H160ZM165 44V43H164ZM175 44V43H174ZM202 44V45H203ZM211 44H213V46L211 45ZM3 45H5V44H1L0 45V47H3ZM21 45V44H20ZM49 45V44H48ZM51 46H52V44H50ZM110 45V44H109ZM128 45V44H127ZM127 45H126V47H127ZM145 45H148V44H145ZM154 45V44H153ZM171 45V44H170ZM173 45V44H172ZM198 45V44H197ZM239 45V44H238ZM249 45V44H248ZM256 45V44H255ZM129 46V45H128ZM132 46V45H131ZM152 45H150V47H151ZM156 46V45H155ZM158 46V45H157ZM163 46H165V45H163ZM175 46V45H174ZM204 46V45H203ZM217 46V45H216ZM254 46V45H253ZM264 46V45H263ZM50 47V46H49ZM48 47V48H49ZM135 47V46H134ZM144 47V46H143ZM146 47H148L149 49H150V47H149V45L148 46H146ZM146 47H145V49H146ZM154 46H152V48H153ZM185 47V46H184ZM190 47V46H189ZM241 47V46H240ZM239 47V48H240ZM249 47V46H248ZM252 47V46H251ZM258 47V46H257ZM260 47V46H259ZM259 47L258 48H256V47H254V48H256V49H253V50H251L250 48V50L251 51H253V53H254V50L255 51H257L258 53H256V54H253V55H251L252 57H250L251 59L254 57V55H257V57L259 58V59H257V60H261L263 63H264V48L262 47V51H260L259 52V50L261 49H259ZM147 48V49H148ZM157 48V47H156ZM155 47H154V50L156 49ZM172 48V47H171ZM170 48V49H171ZM177 48H179V46L177 47ZM205 48V47H204ZM233 48H235V47H233ZM1 49V48H0ZM6 49V48H5ZM40 49V48H39ZM61 49V50H62ZM134 49V48H133ZM146 49V50H147ZM159 49V48H158ZM173 49V48H172ZM186 49H188V48H186ZM185 48H184V51L186 50ZM218 49V48H217ZM235 49H237V48H235ZM241 49V48H240ZM243 49V48H242ZM241 49V50H242ZM245 49V48H244ZM7 50V49H6ZM132 50V49H131ZM136 50V49H135ZM142 50H144V48L142 49ZM145 50V51H146ZM152 50V49H151ZM154 50H153V53H154ZM181 50V49H180ZM190 50V49H189ZM216 50V49H215ZM229 50H230V48H229ZM246 50V49H245ZM245 50H243V51H245ZM248 50V49H247ZM2 51V50H1ZM0 51V52H1ZM46 51V50H45ZM134 51V50H133ZM137 51V50H136ZM147 51H150V50H147ZM176 51V50H175ZM178 51V50H177ZM192 51V50H191ZM223 51V50H222ZM226 51V50H225ZM228 51V50H227ZM232 51V50H231ZM237 51H238V49H237ZM3 53H6V52H4V48H3V51H2ZM72 52V54H74ZM132 52V51H131ZM142 52V51H141ZM140 52V53H141ZM151 52V51H150ZM165 52V51H164ZM174 52V51H173ZM180 52V51H179ZM186 52V51H185ZM198 52V51H197ZM216 52V51H215ZM224 52V51H223ZM242 52V51H241ZM246 52V51H245ZM64 53V52H63ZM143 53H145V52H143ZM190 53V52H189ZM195 53V52H194ZM213 53V52H212ZM232 53V52H231ZM238 53V52H237ZM236 53V54H237ZM247 53H248V51L246 52V54L245 55H247ZM249 53L251 54V52L249 51ZM2 53H0V55H1ZM36 54V53H35ZM45 54V53H44ZM74 54V55H75ZM142 54V53H141ZM167 54V53H166ZM172 54V53H171ZM182 54V53H181ZM180 54V55H181ZM200 56H199V55ZM215 54V53H214ZM218 54H220V55H218ZM225 54H226V52H225ZM5 56H6V54H4ZM65 55V54H64ZM142 55H144V54H142ZM141 55V56H142ZM179 55V54H178ZM238 55L240 56V54L238 53ZM243 55V54H242ZM241 55V56H242ZM140 55H139V57L138 58H140L141 57ZM147 56H149V55H147ZM150 56H151V54H150ZM168 56H170V55H168ZM225 57H226V55H224ZM241 56H240V58H241ZM250 56V55H249ZM1 58H2V56H0ZM144 57H146V55H144ZM143 57V58H144ZM152 57H153V55H152ZM201 57H203L202 59H201ZM212 57H213V55H212ZM246 56H244L243 55V58H245ZM248 57V56H247ZM247 57H246V59H247ZM1 58H0V60H1ZM7 58V57H6ZM5 58V59H6ZM36 58V57H35ZM44 58V57H43ZM142 58V57H141ZM142 58V59H143ZM151 58V57H150ZM150 58H147V59H150ZM163 58V57H162ZM208 59H210L211 57L210 56H208L207 57ZM206 58V59H207ZM235 58V57H234ZM240 58H238L237 59V57H236V59L239 61L240 60ZM243 58H241V60L240 61H242V59ZM3 59V58H2ZM4 59V60H5ZM84 59V60H83ZM207 59V60H208ZM212 59V58H211ZM210 59V60H211ZM215 59V58H214ZM4 60H2V61H4ZM10 60V59H9ZM15 60V59H14ZM13 59H12V61H14ZM43 60V59H42ZM45 60V59H44ZM55 60V59H54ZM77 60H75V61H77ZM80 60V59H79ZM78 60V61H79ZM100 60V59H99ZM139 60V59H138ZM138 60H136L137 62H138ZM229 60V59H228ZM227 60V61H228ZM252 60H255L254 62H256V59H252ZM1 61V62H2ZM71 60H66L65 62H64V67L65 66H67L68 67V63L70 62ZM102 61V60H101ZM136 61H133V62H131V63H126V64H129V65H126V66H123L124 68L123 69H127L128 68V66L129 67H134V68H136L137 69V67H139L140 65L139 64H141L142 62H136ZM143 61V60H142ZM150 61V60H149ZM148 61V62H149ZM168 61V59L166 60V62ZM170 61V60H169ZM200 61V62H199ZM202 61V62H201ZM214 61V63H216L215 62V60H213L212 59V61L211 62H213ZM232 61V60H231ZM243 61H245V59L243 60ZM248 61H250V59L248 58ZM147 62V61H146ZM145 62V63H146ZM151 62V61H150ZM153 62V61H152ZM199 63V65H198V63ZM224 62V63H225ZM228 62H230V61H228ZM253 62V63H254ZM260 62V61H259ZM13 63H15V62H13ZM13 63H12V65H13ZM17 63V62H16ZM52 63V62H51ZM55 63V62H54ZM74 63V62H73ZM72 63V64H73ZM123 63V64H124ZM157 63H154V64H157ZM227 63V62H226ZM238 63V62H237ZM248 63V62H247ZM246 63V64H247ZM261 63V62H260ZM35 64V63H34ZM60 64V63H59ZM71 64V62H70V65H72ZM109 64V63H108ZM117 64H116V66H117ZM143 64V63H142ZM142 64H141V66H142ZM147 64V63H146ZM242 65V66H245V65H243L242 64V62H240L239 63V65ZM251 64V63H250ZM256 64V63H255ZM262 64V63H261ZM261 64H259L260 65V67L262 66ZM8 65V64H7ZM53 65H55V64H53ZM58 65V64H57ZM55 65V66H53V68H52V70H51V75H54L55 76V73H57V75H58V72H59V69H56V67H58V66H60V65ZM98 65H100V64H98ZM112 65H114V64H112ZM144 65V64H143ZM150 64L148 63V66H149ZM249 65V64H248ZM264 65V64H263ZM3 66V65H2ZM34 65H32V67H33ZM116 66H115V68H116ZM145 66H147V65H145ZM151 66V65H150ZM153 66V65H152ZM155 66V65H154ZM153 66V68H155ZM1 67V66H0ZM4 68H5V66H3ZM15 67V66H14ZM24 67V66H23ZM110 67V66H109ZM121 67H122V64H121ZM143 68H144V66H142ZM141 67V68H142ZM157 68H158V66H156ZM206 67V68H205ZM211 67V66H210ZM231 67H230V71L232 70L231 69ZM245 67H248L247 65L245 66ZM252 67V66H251ZM257 67V69H258V66H256ZM264 67V66H263ZM263 67H261V68H263ZM6 68H7V66H6ZM11 68V67H10ZM16 68H18V67H16ZM34 68V67H33ZM32 68V69H33ZM40 68V67H39ZM60 68V67H59ZM79 68V67H78ZM77 68V69H78ZM92 68V69H91ZM94 68V69H93ZM96 68H98V67H96ZM101 68H102V66H101ZM111 68V67H110ZM113 68H114V66H113ZM134 68H131V70L133 71V69ZM140 68V69H141ZM147 68V67H146ZM145 68V69H146ZM158 68V69H159ZM201 68H203V69H205L206 71L208 70V72H206V73H204L205 72V70H203L204 72L202 73V71H201ZM208 68V69H207ZM28 69V68H27ZM121 69V68H120ZM128 69H130V68H128ZM148 69H150V68H148ZM157 69V70H158ZM251 69V68H250ZM256 69V68H255ZM7 70V69H6ZM22 70H23V68H22ZM41 70V68L39 69V70H37V72H38V74H37V77H38V82L39 81H41L42 80V74L43 73H41V72H39ZM60 70H63V67H61V69ZM107 70V69H106ZM131 70H130V72H131ZM142 70V69H141ZM144 70V69H143ZM155 70H156V68H155ZM254 70V69H253ZM252 70V71H253ZM1 71H2V69H1ZM0 71V75H2V77L4 76L3 74L6 72L5 70H4V73L3 72H1ZM11 71L13 72V70L11 69ZM10 71V72H11ZM25 71V70H24ZM23 71V72H24ZM64 71H65V69L63 70V73H64ZM67 71V70H66ZM111 71V70H110ZM109 71V72H110ZM121 71H123V70H121ZM125 71V70H124ZM138 71H140L139 70V68H138ZM152 71V70H151ZM238 71V72H239ZM247 71V70H246ZM251 71V70H250ZM9 71L7 72V73H10ZM11 72V73H12ZM32 72H35V68H34V71H32ZM126 72L128 73V71H125V74H126ZM149 72V71H148ZM153 72H155L154 71V69H153ZM160 72V71H159ZM15 73H17L16 71H15ZM25 74H27V76L28 75H30V74H28V73H26V72H24ZM36 73V72H35ZM60 73H61V71H60ZM62 73V74H63ZM124 73V72H123ZM137 73V74H136ZM150 73V72H149ZM158 73V72H157ZM240 73V72H239ZM241 73H243V72H241ZM240 73V74H241ZM61 74V75H62ZM134 74V73H133ZM152 74V73H151ZM154 74H156V72L154 73ZM154 74H152L153 76H155ZM167 74L168 73H166V75H164V76H166V78H167ZM217 74H219V72L217 73ZM216 74V78L218 77V75ZM6 75V74H5ZM23 74L21 73V76H22ZM61 75H60V77H61ZM104 75H106L107 76V78H106V76H104ZM128 75V74H127ZM131 75V74H130ZM158 75H159V73H158ZM221 75V74H220ZM219 75V76H220ZM243 75H245V74H243ZM8 76H9V74H8ZM21 76H20V78H21ZM68 76V75H67ZM66 76V77H67ZM126 76V75H125ZM164 76H162L161 78H163ZM201 77L202 76V80H200L199 82L201 83V81H202V85H203V83H204V87L203 86H201L200 85V83H199V85L201 86V87H198V83L196 84V85H192V86H190V85H188V83L189 82H187V81H192L191 79L189 80V78L191 77ZM242 76V75H241ZM5 77V76H4ZM6 77H7V75H6ZM11 77L13 78V74H11ZM19 77V76H18ZM29 77H32V75H30ZM33 77H35V76H33ZM160 77V76H159ZM221 77V76H220ZM219 77V78H220ZM221 77V78H222ZM240 77V76H239ZM8 78V77H7ZM10 78V77H9ZM20 78H18V79H20ZM28 78V77H27ZM51 78V77H50ZM62 78V77H61ZM156 78H158L157 77V74H156ZM156 78H154L155 80H156ZM167 78V79H168ZM215 78V79H216ZM3 78H1V80H2ZM11 79V78H10ZM18 79H17V81H18ZM22 80L24 79V78H21ZM26 79V78H25ZM31 79V78H30ZM36 79V78H35ZM53 79H58V76L57 77H54ZM159 79V78H158ZM157 79V80H158ZM193 79V78H192ZM195 80H196V78H194ZM27 80V79H26ZM25 80V81H26ZM32 80V79H31ZM31 80H29V81H31ZM60 80V79H59ZM67 80V79H66ZM148 80V79H147ZM156 80V81H157ZM163 79H161V80H158V81H162ZM166 80V79H165ZM168 80V81H169ZM195 80H193V81H195ZM217 80H218V78H217ZM8 81V80H7ZM11 81V80H10ZM10 81H8V84H9V82ZM24 80L23 81H19V82H25ZM28 81V80H27ZM28 81V82H29ZM64 81V80H63ZM87 81V82H86ZM149 81V80H148ZM148 81H145V84H146V82H148ZM152 81H153V78H152V80L150 81V83H151V85H152ZM157 81V82H158ZM164 81V80H163ZM167 81V80H166ZM168 81L167 82H163V84L165 83H168ZM192 81V82H193ZM204 81H207V82H204ZM2 82V81H1ZM28 82H26L27 84H28ZM32 82V81H31ZM30 82V83H31ZM35 82V81H34ZM61 82H62V80H61ZM154 83H155V81H153ZM237 82H239V84H237ZM11 83H13V81H11ZM17 82H15L13 85L15 86V84H16ZM30 83H29V85H30ZM86 83V84H85ZM142 83V85H143V87H145L144 86V84ZM159 83V82H158ZM210 83V82H209ZM19 84H21V83H19ZM18 84V85H19ZM23 84V83H22ZM32 84H34V83H32ZM32 84H31V86H32ZM59 84V83H58ZM81 84V83H80ZM81 84V85H82ZM148 84H149V82H148ZM190 84V83H189ZM192 84V83H191ZM206 84V85H205ZM11 85V84H10ZM29 85H27V86H29ZM38 85H39V83H38ZM99 85H101L102 87H103V90H105L104 89V86H105V88H107L108 90L107 91H105L106 93H104L103 94V92H101V90H102V87H101V90L98 92L97 91V87L99 86ZM154 85H158L157 83H155ZM153 85V86H154ZM169 85V84H168ZM244 85V86H243ZM26 86V84H24V86L23 87H25ZM36 86V85H35ZM61 86V85H60ZM71 86V85H70ZM139 86V85H138ZM141 86V85H140ZM147 86V85H146ZM156 86H154V87H156ZM3 87V86H2ZM12 87V85L10 86V88ZM19 87V86H18ZM21 87V86H20ZM132 87V88H131ZM148 87H150V85L148 86ZM152 87V86H151ZM158 87H160V86H158ZM168 87V86H167ZM96 88V89H95ZM23 90H24V88H22ZM27 89H28V87H27ZM36 89H37V87H36ZM71 89V88H70ZM82 89H83V87H82ZM92 89H93V94L97 91L98 92V94H100L101 95V93H102V96H99L98 97V95H97V98H95V97H93V98H91V96L93 95L92 93V95L89 93L90 91H92ZM131 89H133V90H131ZM138 89V87H136V90ZM140 89H142V87H140ZM139 89V90H140ZM208 89H209V87H208ZM208 89H207V92H206V90L204 91L205 93H208L209 91H208ZM0 90H1V88H0ZM3 90H5V89H3ZM7 90H8V87H7ZM11 90V89H10ZM18 90V89H17ZM23 90L21 91L22 93H23ZM96 90V91H95ZM161 90V89H160ZM16 91V90H15ZM20 91V90H19ZM37 91V90H36ZM71 91V90H70ZM0 92H2V91H0ZM5 92V91H4ZM9 92V91H8ZM13 92V89L11 90V92H9L8 94H11ZM27 92V91H26ZM31 92V91H30ZM65 92V91H64ZM101 92V93H100ZM136 93L138 92L139 93V91H135ZM153 92H156V89L153 91ZM159 92V91H158ZM157 92V93H158ZM168 92H167V94H168ZM22 93H20L19 92V94L21 95ZM28 93V92H27ZM63 93V92H62ZM69 93V92H68ZM136 93H134V94H136ZM202 93V94H201ZM1 94V93H0ZM2 94H3V92H2ZM5 94V93H4ZM13 94H16L17 95V93L15 92H13ZM33 94V93H32ZM71 94V93H70ZM87 94H89V96L90 97H88L87 96ZM96 94V93H95ZM94 94V95H95ZM143 94V95H144ZM166 94V95H167ZM12 95V94H11ZM27 95V94H26ZM62 95V94H61ZM93 95V96H94ZM200 95H203V99H202V97L200 98ZM8 96V95H7ZM23 96V95H22ZM39 96V95H38ZM80 96V97H81ZM96 96V95H95ZM137 96V95H136ZM142 96V95H141ZM152 96H153V94H152ZM13 97V96H12ZM11 97V98H12ZM18 97V96H17ZM64 97V96H63ZM139 97V96H138ZM148 97V98H149ZM153 97V98H154ZM162 97V96H161ZM10 98V99H11ZM15 98H16V96H15ZM19 98H21V97H19ZM29 98V97H28ZM39 98V97H38ZM41 98V97H40ZM91 98V99H90ZM130 98V99H129ZM137 98V97H136ZM13 99V98H12ZM31 98H29V100H30ZM37 99V98H36ZM43 99V98H42ZM63 98H61V100H62ZM93 99H95V100H97L96 102H94L93 101ZM130 100V103L129 102H127V100ZM142 99H143V97H142ZM8 100V99H7ZM21 100V99H20ZM27 100V99H26ZM110 100H111V102H110ZM128 100V101H129ZM137 100V99H136ZM10 101V100H9ZM13 101V100H12ZM36 101V100H35ZM40 101V100H39ZM116 102V107H114V104H112V103H114V102ZM153 101V102H152ZM16 102H17V100H16ZM29 102V101H28ZM64 102V101H63ZM1 103V102H0ZM20 103V102H19ZM42 104H43V102H41ZM57 103H60L57 99H55V102H53V103H51V104H48V108H50L51 106H54V105H56ZM129 103V104H128ZM6 104V103H5ZM12 104V103H11ZM28 104V103H27ZM128 104V105H127ZM4 105V104H3ZM17 105H19V104H17ZM41 105V104H40ZM58 105V104H57ZM68 105V104H67ZM66 105V106H67ZM77 105V104H76ZM83 105V104H82ZM81 105V106H82ZM124 105H127V106H124ZM26 106H28V105H26ZM26 106H24V107H26ZM121 106V107H120ZM122 106H124V107H122ZM8 107V106H7ZM15 108H16V106H14ZM39 107V106H38ZM10 108V107H9ZM8 108V109H9ZM12 108V110H14L13 109V107H11ZM18 108V107H17ZM23 108V107H22ZM47 108V109H48ZM76 108V107H75ZM89 108V107H88ZM92 108V106L89 108V109H91ZM8 109H5L6 111L8 110ZM26 109V108H25ZM41 109V108H40ZM45 109H46V107H45ZM73 109V108H72ZM1 110V109H0ZM4 110V111H5ZM16 110V109H15ZM15 110L13 111V112H15ZM22 110V109H21ZM39 110V109H38ZM82 110V109H81ZM81 110H80V112H81ZM9 111V110H8ZM10 111H11V109H10ZM24 111V110H23ZM42 111V110H41ZM44 111V110H43ZM42 111V112H43ZM62 111V110H61ZM1 112V111H0ZM3 112V111H2ZM1 112V113H2ZM37 112V111H36ZM77 112H79V110L78 111H76V113ZM79 112V113H80ZM90 112V111H89ZM93 112V111H92ZM99 112V111H98ZM5 113V112H4ZM21 113V112H20ZM40 113V112H39ZM67 113V112H66ZM70 113V112H69ZM78 113V114H79ZM82 113H83V110H82ZM7 114V113H6ZM18 113H16V115H17ZM22 114V113H21ZM41 114H43V113H41ZM40 114V115H41ZM74 114V113H73ZM90 114H92V113H90ZM1 115V114H0ZM15 115V114H14ZM13 115V116H14ZM38 115V114H37ZM80 116H82L81 114H79ZM84 115V114H83ZM18 116V115H17ZM23 116V115H22ZM32 116V115H31ZM66 116V115H65ZM74 116H75V114H74ZM73 116V117H74ZM79 116V117H80ZM90 116V115H89ZM162 116H164L163 118H164V120L162 121V120H160L161 122H160V124L158 123L157 124V122H159V118H161ZM16 117V116H15ZM27 117V116H26ZM60 117V116H59ZM64 117V116H63ZM62 117V118H63ZM76 117V116H75ZM74 117V118H75ZM4 118V117H3ZM37 118H38V116H37ZM36 118V119H37ZM77 118H78V115H77ZM83 118V117H82ZM90 118V117H89ZM88 118V119H89ZM40 119L42 120V119H44V117H42V115H41V117H40ZM39 119V121H41ZM81 119V118H80ZM38 120V119H37ZM63 120V119H62ZM77 121L76 122H78V124L77 125H80L79 124V121H83L84 119H81V120H78V119H76ZM87 120V119H86ZM85 120V121H86ZM73 121H74V119H73ZM73 121H72V123H73ZM85 121H84V123L83 124H85ZM88 121V120H87ZM86 121V122H87ZM38 122V121H37ZM42 122V121H41ZM76 122H75V124H76ZM59 123V122H58ZM81 123V122H80ZM89 123V122H88ZM88 123H86L87 124V127H88ZM63 124V123H62ZM68 124V123H67ZM82 124V125H83ZM95 124V125H94ZM106 124V123H105ZM69 125V124H68ZM77 125H75V127L77 128L78 126ZM82 125H80L81 127H82ZM21 126V125H20ZM23 127L25 126V124H23L22 125ZM90 126V125H89ZM92 126H90L91 127V130L93 129V127ZM106 126V125H105ZM105 126H104V129H105ZM14 127V126H13ZM38 127H40V123H39V126ZM37 127V129L36 130H38L39 128ZM42 127V126H41ZM41 127H40V129H41ZM80 127V128H81ZM84 127V126H83ZM25 128H27V127H25ZM106 128H109L108 126L106 127ZM20 129V128H19ZM73 129V128H72ZM90 128H88V130H89ZM99 129V130H100ZM113 129H111V130H113ZM22 130V129H21ZM23 130H24V128H23ZM22 130V131H23ZM36 130H34V131H36ZM44 130V129H43ZM74 130H75V128H74ZM77 130V129H76ZM78 130H79V128H78ZM95 130H97V127H96V129ZM98 130V131H99ZM111 130H108V131H111ZM13 131H16L15 129H13ZM20 131V130H19ZM25 131V130H24ZM41 131H42V129H41ZM94 130H92L91 132H93ZM6 131H4V133H5ZM18 132V131H17ZM21 132V131H20ZM9 133L11 134V133H13V132H10L9 131ZM35 133V132H34ZM36 133L37 134H41V133H38L37 131H36ZM43 133V132H42ZM94 133H96V131L94 132ZM99 134H100V132H98ZM97 133V134H98ZM110 133V134H109ZM107 132V134H109V136H106L105 135V133L103 134V132H101V136H105L104 138H102V140H99V139H97V138H99L100 137V139H101V136H99V137H97L96 138V141L94 140L93 142H90V140H89V138H87V136H85V137H83V138H80V140L82 141V142H86L87 143V145H88V143L90 142V143H94L96 146H93V149H92V153H89V154H83V155H81L80 157H81V159L82 160H88V161H92L93 163H95V164H97V167L95 168V170H94V172H96V171H100V170H102L103 169V167H107L114 159H117L116 158V156L120 153V151L122 150L121 148H122V143H120L119 141H117V140H115L114 138V133L112 132ZM14 134V133H13ZM30 134H33V132L32 133H30ZM65 134H66V132H65ZM64 134V135H65ZM103 134V135H102ZM117 134V133H116ZM7 135V134H6ZM42 135V134H41ZM63 135V136H64ZM68 135V134H67ZM114 135V136H113ZM28 136H30V135H28ZM36 136V135H35ZM38 136V135H37ZM63 136H62V138H63ZM94 136H96V134L94 135ZM117 136V135H116ZM128 136V135H127ZM132 136V135H131ZM9 137V136H8ZM11 137V136H10ZM32 137H33V135H32ZM31 136L29 137V138H32ZM65 137L67 138V136H64V140H65ZM73 137V136H72ZM71 137V138H72ZM137 137H139V135H137ZM15 138V137H14ZM18 139H20V138H18ZM25 139H26V136H25ZM33 139V138H32ZM61 140L62 142H64V140ZM67 139H70V138H67ZM118 139V138H117ZM134 139V138H133ZM148 139L146 140V142H148ZM75 140V139H74ZM73 140V141H74ZM78 140V139H77ZM79 140V141H80ZM99 142H98V141ZM144 140V139H143ZM142 140V141H143ZM144 140V141H145ZM36 141V140H35ZM66 141V140H65ZM68 141L69 140H67V143H68ZM121 141H123V140H121ZM130 140H129V138H127V139H125V141H124V144H125V146H128L129 147V149L128 150H131L133 147H132V144H131V142H129ZM134 141V140H133ZM71 142V141H70ZM76 141H74V143H75ZM81 142V143H82ZM21 143V142H20ZM26 143V142H25ZM25 143H24V145H25ZM37 143V142H36ZM64 143H66V142H64ZM63 143V144H64ZM134 143V142H133ZM62 144V145H63ZM145 144H147V143H145ZM1 145V144H0ZM28 145H29V143H28ZM27 145V146H28ZM65 145H67V144H65ZM65 145H63V147L65 148H68L67 146H65ZM70 145V144H69ZM75 145V144H74ZM148 145V144H147ZM18 146V145H17ZM72 146V145H71ZM70 146V147H71ZM6 147V146H5ZM25 147V146H24ZM62 147V146H61ZM61 148V149H64V148ZM23 148V147H22ZM29 149H30V147H28ZM34 148V147H33ZM66 148H65V150H66ZM74 148V147H73ZM76 148H77V145H76ZM125 148V147H124ZM8 149V148H7ZM218 150V152L216 151V150ZM28 150V149H27ZM65 150L63 151V153L65 152ZM125 150V149H124ZM134 150V149H133ZM138 149H136V151H137ZM9 151V150H8ZM7 151V152H8ZM33 151H34V149H33ZM38 151H40V153H41V156H39V158H37V159H39V161H40V163H48V159H47V157H45V151H44V149H43V147L40 149V150H38ZM76 151V150H75ZM78 151V150H77ZM154 151V150H153ZM155 151H156V149H155ZM4 152H6V151H4ZM214 152V153H215ZM13 153V152H12ZM61 153H62V151H61ZM62 153V154H63ZM66 153H68L67 152V150H66ZM134 153V152H133ZM148 152H146L145 154H147ZM214 153H212V154H214ZM1 154V153H0ZM7 154V153H6ZM8 154H9V152H8ZM11 154V153H10ZM26 154V153H25ZM35 154L36 153H34L32 156H35ZM71 154V153H70ZM4 155H5V153H4ZM3 155V156H4ZM67 155V154H66ZM163 155V154H162ZM170 155V154H169ZM173 155H175L174 153H172L171 154V165H172V162H173V160H172V158H173ZM6 156V155H5ZM25 156V155H24ZM132 156H134V155H132ZM160 156V155H159ZM181 156V155H180ZM184 156V155H183ZM186 156V155H185ZM7 157H9L8 155H7ZM120 157V156H119ZM135 157H137V155H135ZM150 157V156H149ZM163 157V156H162ZM170 157V156H169ZM168 157V158H169ZM192 157V156H191ZM195 157V156H194ZM1 158V157H0ZM34 158V157H33ZM32 158V159H33ZM36 158V157H35ZM156 158V157H155ZM158 158V157H157ZM160 158V157H159ZM158 158V159H159ZM165 158V157H164ZM175 158V157H174ZM183 158V157H182ZM5 159H6V157H5ZM5 159H3L4 161H5ZM63 159H65V158H63ZM154 159V158H153ZM190 159V158H189ZM2 160V159H1ZM18 160H20V158L18 159ZM62 160V159H61ZM129 160V159H128ZM206 160V161H207ZM9 161V160H8ZM15 161V160H14ZM23 161H24V159H23ZM133 161H135V159L134 160H132V163H133ZM143 161V160H142ZM155 161V160H154ZM157 161V160H156ZM160 161V160H159ZM180 161V160H179ZM184 161V160H183ZM6 162H7V160H6ZM10 162V161H9ZM8 162V163H9ZM13 162V161H12ZM16 162L18 163L19 161H17L16 160ZM25 162V161H24ZM34 162V161H33ZM129 162V161H128ZM127 162V165L129 164ZM141 162V161H140ZM161 162V161H160ZM216 162H214V163H216ZM2 163H3V161H2ZM15 163V162H14ZM42 163V164H43ZM132 163H130V164H132ZM151 163H153V164H155L154 162H151ZM168 163V162H167ZM185 163V162H184ZM206 163V162H205ZM205 163H203V164H205ZM21 164V163H20ZM31 164V163H30ZM34 164V163H33ZM125 164H126V161H125ZM134 164V163H133ZM150 164V163H149ZM162 164V163H161ZM180 164V163H179ZM207 164V163H206ZM212 163H210L209 164V166L211 165ZM1 165V164H0ZM3 165H4V163H3ZM8 165V167H9V164H7ZM18 165V164H17ZM36 165V164H35ZM136 165V164H135ZM152 165V164H151ZM150 165V166H151ZM162 165H164V164H162ZM170 164H169V166H171ZM214 164H212V166H213ZM6 166V165H5ZM4 166V167H5ZM12 166V165H11ZM10 166V167H11ZM132 166V165H131ZM137 166H138V164H137ZM136 166V167H137ZM141 166V165H140ZM145 166V165H144ZM153 166V165H152ZM155 166V165H154ZM178 166V165H177ZM211 166V167H212ZM3 167V166H2ZM7 167V166H6ZM18 167V166H17ZM46 167V166H45ZM133 167V166H132ZM142 167V166H141ZM12 168H14V167H12ZM131 168V167H130ZM139 168V167H138ZM15 169V168H14ZM136 169V168H135ZM180 169V168H179ZM211 169V168H210ZM11 170V169H10ZM16 170V169H15ZM15 170H14V172H15ZM38 170V169H37ZM134 170V169H133ZM169 170V169H168ZM185 170V169H184ZM183 170V171H184ZM249 170H252L251 172H249ZM12 172H13V170H11ZM30 171H32L31 169H30ZM35 171H36V169H35ZM175 171V170H174ZM209 171V174H206L207 172ZM42 172H43V174H47V173H50V172H52V167H51V165H49V166H47L46 168H44L43 167V169H42ZM186 172V171H185ZM98 173V172H97ZM180 173V172H179ZM181 174V173H180ZM183 174H185V173H183ZM257 174V173H256ZM256 174H255V176H256ZM257 174V175H258ZM166 175V174H165ZM36 176V175H35ZM41 176V175H40ZM46 176V175H45ZM253 176V175H252ZM255 176H254V180H259L258 178L257 179H255ZM46 177H48V175L46 176ZM46 177H44V178H46ZM158 177H159V175H158ZM178 177V176H177ZM180 177V176H179ZM178 177V178H179ZM185 177V176H184ZM188 177V176H187ZM251 177V176H250ZM264 177V176H263ZM29 178H30V176H29ZM28 178V179H29ZM31 178L34 180V176H32L31 175ZM31 178H30V182L32 181L31 180ZM36 178V177H35ZM41 178V177H40ZM43 178V179H44ZM170 178V177H169ZM174 178V177H173ZM210 178H211V180H215L216 182H217V180H221V182L218 184H214L215 183V181H211L210 180ZM212 178H214V179H212ZM42 179V178H41ZM180 179V178H179ZM253 179V178H252ZM6 180V179H5ZM174 180V179H173ZM188 180V181H189ZM224 180V181H225ZM253 180V181H254ZM263 180H264V178H263ZM262 179H261V182L263 181ZM4 181V180H3ZM39 181V180H38ZM179 181V180H178ZM177 181V182H178ZM211 181V182H210ZM252 181V180H251ZM16 182H17V180H16ZM29 182V181H28ZM35 182V181H34ZM39 182H41L39 185H41V187L40 186H38L39 187V189H42L41 191H39L40 193H42V192H45V191H49V194L47 193L46 195L47 196H45L44 195V197L43 198H41V199H38L37 198V200L39 201V202H41V203H43V204H47V206H50V205H52L53 204V200H52V198L50 197V196H57L58 197V200H61V201H67V200H70V201H72V197H71V194H72V192L70 191V193L71 194H68L67 193V189L65 190V191H62L61 189V191H62V193L60 194V193H55V188L56 187H54L58 182L57 181H53V183H50V184H44V183H46V181H39ZM176 182V181H175ZM180 182V181H179ZM244 182L242 183V184H244ZM259 182H260V180H259ZM6 183V182H5ZM12 183H14V182H12ZM18 183H20V182H18ZM65 184H66V182H64ZM64 183H61L62 184V186L64 187L65 186V184ZM174 183V181L172 182V184ZM239 183V184H240ZM249 184L251 183L250 181L248 182ZM0 184H1V182H0ZM4 184V183H3ZM38 184H36V185H38ZM54 184V185H53ZM61 184H60V186H61ZM70 184H71V182H70ZM76 184V183H75ZM176 184V183H175ZM252 184H254V182L252 183ZM15 185V184H14ZM13 185V186H14ZM20 185V187H21V185L22 184H19ZM44 185H47V186H44ZM87 185V184H86ZM178 185V184H177ZM228 185V184H227ZM225 186V188H227L228 186ZM246 185V184H245ZM35 186V185H34ZM68 186V185H67ZM67 186H65V187H67ZM173 186H176V185H173ZM192 186V185H191ZM238 186V185H237ZM247 186V185H246ZM17 187V186H16ZM19 187V188H20ZM100 187V186H99ZM99 187H95L94 189H89V193L87 192V195H86V197L88 198V202H86L85 203V205L83 206V208H78V207H74L75 209L73 210V215L74 214H77V215H80V214H82L85 210H87L88 208H97V209H99L100 211H102V212H104V213H106V215H108V216H111L112 218H116V219H119V220H121V221H123V222H120L119 221V223L121 224V223H127L128 224V222L130 221V222H134V223H137V222H141V223H143L149 216H151V215H153V214H157L158 215V213H161L162 211H161V209H163V210H167L166 212L167 213H170L168 216L169 217H171L172 215L173 216H175V215H177L178 214V209L179 208H181L180 207V205L179 206H177V204H176V201H174V202H170L169 200H168V198L166 199L165 197H162V196H160V195H155L154 193H153V195H150L149 193H150V191H148L147 190V188H148V186H146V188H144V189H138V190H134V191H131V192H129L128 194H126L124 197H121V198H117V195H116V193L115 192H109V191H107V190H105V189H103V188H99ZM186 187V186H185ZM210 187V186H209ZM14 188H15V186H14ZM18 188V189H19ZM34 188H36V186L34 187ZM59 188H61V187H59ZM68 188V190H70V189H72L73 190V187L71 188V186L70 187H67ZM70 188V189H69ZM178 188V187H177ZM212 188V189H213ZM231 188V189H232ZM235 188V187H234ZM242 188V187H241ZM247 188V190H248V188H250L249 186L248 187H246ZM254 188V187H253ZM44 189H45V191H44ZM173 189H176V188H174L173 187ZM180 189V188H179ZM193 189V188H192ZM191 189V190H192ZM198 189H197V191H198ZM211 189V188H210ZM34 190H36V189H34ZM64 190V189H63ZM75 190V189H74ZM168 190V189H167ZM224 190V189H223ZM37 191V190H36ZM36 191H34L33 192V190H32V192H33V194H31V196H33L35 199H36V196L35 195H37V193H36ZM176 191V190H175ZM244 191H245V187H244ZM63 192H65V193H63ZM229 192H230V190H229ZM232 192V191H231ZM256 192V191H255ZM40 193H38V194H40ZM182 193V192H181ZM187 193V192H186ZM234 193V192H233ZM242 193V192H241ZM10 194V193H9ZM74 194V193H73ZM242 194H244V192L242 193ZM247 194V193H246ZM245 194V195H246ZM262 194V193H261ZM187 195H188V193H187ZM228 195H229V197L231 196L228 192H224V191H222L221 189H217V190H215L214 192H212V194L211 195H209V196H202V198H201V202L202 201H204L203 203H205V204H203L204 206H206V207H209V209L212 207V206H215L216 205V203H218V201L219 200H221V199H228L229 197H228ZM233 195V194H232ZM39 196V195H38ZM175 196V195H174ZM191 196V195H190ZM193 196V195H192ZM11 197V196H10ZM137 197V199H136V201L134 202L133 200H134V198H136ZM181 197V196H180ZM180 197H178V198H180ZM183 197V196H182ZM181 197V198H182ZM187 197V196H186ZM242 197V196H241ZM181 198L179 199V201H177V203L179 202L180 204H181V202L183 201L184 202V200H181ZM184 198V197H183ZM247 198V197H246ZM30 200H31V198H29ZM230 199V198H229ZM174 200V199H173ZM187 200V199H186ZM241 200V199H240ZM262 200V199H261ZM37 201V202H38ZM87 201V200H86ZM130 201H133V206L134 207H131L130 205L131 204H129L128 205V202H130ZM172 201V200H171ZM188 201V200H187ZM30 202V201H29ZM183 202H182V204H183ZM220 202V201H219ZM221 202H223V201H221ZM225 202V201H224ZM243 202V201H242ZM263 202V201H262ZM31 203V202H30ZM34 203V202H33ZM84 203V202H83ZM82 203V204H83ZM27 204V203H26ZM56 204V203H55ZM182 204H181V206H182ZM229 204V203H228ZM246 204V203H245ZM257 204V203H256ZM259 204V203H258ZM220 205V204H219ZM218 205V206H219ZM251 205V204H250ZM58 206H59V204H58ZM199 206V205H198ZM203 206V207H204ZM218 206H215L216 208L218 207ZM228 206V205H227ZM226 206V203H224V204H222V205H220V212H219V218L220 219H218V221L216 222V224H219L220 223V221L219 220H221L224 224H222V222H221V225H222V227H224V226H226V225H228V221H227V219H228V217L231 215V211H232V205L231 206H229V208ZM179 207V208H178ZM201 207V206H200ZM227 207V208H226ZM219 209V208H218ZM226 209H228V210H226ZM247 209V208H246ZM259 209V208H258ZM263 209V208H262ZM132 210V211H131ZM180 210V209H179ZM71 211V210H70ZM259 211V210H258ZM72 212V211H71ZM164 212V211H163ZM228 212H230V214H228ZM260 212H261V210H260ZM259 212V213H260ZM165 213V212H164ZM256 213V212H255ZM263 213V212H262ZM3 214V213H2ZM93 214V213H92ZM102 214V213H101ZM229 216H228V215ZM253 214V213H252ZM83 215V214H82ZM85 215V214H84ZM87 215H89L90 216V214H87ZM106 215H102V216H98L97 217V220H98V222H99V224L101 225L103 222L102 221H104L103 219L106 217ZM166 215V216H167ZM259 215V214H258ZM264 215V214H263ZM262 214H261V216H263ZM86 216V215H85ZM89 216H87V217H89ZM158 216H160V215H158ZM250 216V215H249ZM253 216V215H252ZM252 216L250 217V218H252ZM1 217V216H0ZM156 217V216H155ZM163 217V216H162ZM169 217H167V218H165V220H167V221H169ZM242 217H244V216H242ZM256 217H258V216H256ZM86 218V217H85ZM91 218H94V217H91ZM164 218V217H163ZM249 218V219H250ZM261 218V217H260ZM264 218V217H263ZM88 219V218H87ZM89 219H90V217H89ZM89 219H88V221H89ZM158 219H159V217H158ZM239 219V218H238ZM253 219V218H252ZM102 220V221H101ZM154 220V219H153ZM243 220V219H242ZM91 221V220H90ZM152 221V218L150 219V221H148L147 222V224H148V226L149 227H143V232L145 233V234H148L150 231L148 230V229H150V227L152 228V230H154V229H156V231L157 230H159V221H157L156 220V222H151ZM163 221V220H162ZM241 222V221H240ZM245 222V221H244ZM96 223V222H95ZM247 223H248V221H247ZM94 224V223H93ZM104 224V223H103ZM139 224V223H138ZM262 224V223H261ZM260 224V225H261ZM204 225H205V231H203V232H201L200 234H198L197 236H195L196 238L194 239V238H192V239H189V242H186V244H195L196 245V242H197V244L199 245L200 244V242H199V240L201 239V240H203V238H207V239H209V242H210V239H212L213 237H223L224 236V234H225V230H224V228H222V227H220L219 225L218 226H216L215 225V223H213V222H211V221H208V220H205V222H204ZM247 225V224H246ZM18 226V225H17ZM228 227V226H227ZM264 227V226H263ZM53 229V228H52ZM246 229V228H245ZM249 230V229H248ZM226 231H227V228H226ZM49 233V232H48ZM161 233H163V230L161 231V232H159L157 235H158V238H160L161 236ZM33 234V233H32ZM31 234V235H32ZM23 237V236H22ZM181 239H183V240H181V241H177V242H174L175 244L171 247V246H169V247H167L166 249H164L165 251H164V253H161V252H158V253H156V254H153L150 258H151V261H152V263L153 264H174L172 261H173V259H175V258H170V259H168V260H166L167 258H169V257H171V255H173L174 253H175V251H177L178 249H179V246L180 247H185V246H182V244L185 242V240H184V238L183 237H181ZM186 239H188V238H186ZM17 240V239H16ZM23 240V239H22ZM13 241H15V239L13 240ZM157 241V240H156ZM183 241V242H182ZM16 242V241H15ZM20 242H22L21 240H20ZM204 243V242H203ZM20 244V243H19ZM168 244V243H167ZM207 244H208V242H207ZM170 245V244H169ZM12 246V245H11ZM178 246V247H177ZM247 246V245H246ZM245 246V249L247 248ZM5 247V246H4ZM25 247V246H24ZM200 247H202V246H200ZM206 247H207V245H206ZM242 247V246H241ZM252 247H255V246H253L252 245ZM199 248V247H198ZM9 249H12L11 247L9 248ZM203 247L198 251L199 252V255H201V254H203V253H205L208 249H203ZM236 249V248H235ZM247 249H249V248H247ZM246 249V250H247ZM250 249H251V247H250ZM258 249V248H257ZM14 250H16V248L14 249ZM13 250V251H14ZM20 250V249H19ZM163 250V249H162ZM193 250V252H194V249H192ZM220 250V249H219ZM231 250V249H230ZM242 250H244V246H243V249ZM256 250V249H255ZM189 251V250H188ZM234 251V250H233ZM232 251V252H233ZM257 251V250H256ZM15 252V251H14ZM21 252V251H20ZM177 252H179V250L177 251ZM191 252V251H190ZM230 252V251H229ZM237 252V251H236ZM235 252V253H236ZM192 253V252H191ZM218 253V252H217ZM238 253V252H237ZM236 253V254H237ZM246 253V252H245ZM187 254V253H186ZM234 254V253H233ZM240 254V253H239ZM239 254H237V255H239ZM185 255V254H184ZM184 255H182L181 254V256H184ZM198 255V256H199ZM220 255V254H219ZM245 255V254H244ZM257 255V254H256ZM24 256V255H23ZM175 257H176V255H174ZM197 256V255H196ZM229 256V255H228ZM227 256V257H228ZM231 256H233V255H231ZM230 256V257H231ZM247 256V255H246ZM246 256H245V258H246ZM224 257H226V256H224ZM237 256L235 255V258H236ZM239 258H240V256H239ZM241 258H242V255H241ZM210 259V258H209ZM233 258H231V260H232ZM238 259V258H237ZM236 259V260H237ZM254 259V258H253ZM256 259H258L257 257H256ZM246 260V259H245ZM247 260H250V259H248L247 258ZM252 260V259H251ZM207 261V260H206ZM210 261V260H209ZM208 261V263L207 264H209V263H211V262H209ZM240 260H238L237 261V264H238V262H239ZM254 261V260H253ZM182 262V261H181ZM203 262V261H202ZM232 262V261H231ZM234 262H236L235 260H234ZM241 262H242V260H241ZM240 262V263H241ZM250 262V261H249ZM248 262V263H249ZM9 263V262H8ZM193 263V262H192ZM221 263V262H220ZM220 263H218V264H220ZM221 264H223V263H221ZM225 264V263H224ZM231 264V263H230Z\"/></svg>","mask_w":264,"mask_h":264}]
</instances>
